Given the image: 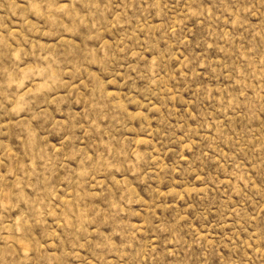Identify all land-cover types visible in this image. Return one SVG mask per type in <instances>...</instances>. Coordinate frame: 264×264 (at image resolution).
Returning <instances> with one entry per match:
<instances>
[{"label":"rangeland","instance_id":"obj_1","mask_svg":"<svg viewBox=\"0 0 264 264\" xmlns=\"http://www.w3.org/2000/svg\"><path fill=\"white\" fill-rule=\"evenodd\" d=\"M0 264H264V0H0Z\"/></svg>","mask_w":264,"mask_h":264}]
</instances>
